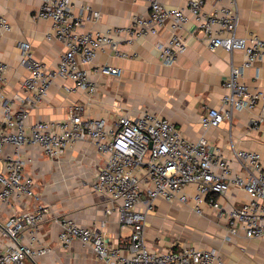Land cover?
<instances>
[{
	"label": "built area",
	"instance_id": "obj_1",
	"mask_svg": "<svg viewBox=\"0 0 264 264\" xmlns=\"http://www.w3.org/2000/svg\"><path fill=\"white\" fill-rule=\"evenodd\" d=\"M136 1V0H133ZM148 4L146 16L133 15L124 28L106 32H79L82 19L74 16L71 0H41L32 19L51 22L46 41L63 44L64 52L55 69H48L37 62L27 41H18L20 65L28 71L21 89L33 103L42 102L56 79L68 80L63 86L66 93L83 90L92 95L95 84L89 79L85 66H91L99 52L107 48L114 56L123 57L117 49L114 36L120 33L134 39L155 36L165 22L169 23L167 40L156 45L158 58L164 65L174 64L187 47L180 35L189 22L185 9L168 7L158 0H144ZM221 0H189L187 11L192 15L204 35L209 50L222 48L227 53L241 51L242 65L231 64L229 75L223 82L224 94L216 108H210L200 116L201 129L216 128L229 120L235 111L258 113L250 120L255 129L264 122V89L251 90L242 81L243 68L264 57V38L249 36L239 38L235 31V8L220 7L203 13L207 2ZM87 20H97L99 13L88 6L82 7ZM0 29L10 30L6 19L0 16ZM7 65L0 61V200L28 198L34 201L32 210L13 213L3 224L2 236L8 239L0 245V264H26L28 259L44 256L49 248L38 240L40 225L51 208L40 202L31 180L24 176L29 158L18 156L25 146H37L49 159L61 157L72 144L90 142L103 157L102 166L96 172L91 190L106 199L109 208L117 213L122 228L129 230L128 241L122 247H113L103 234L79 227L73 220L56 218L59 224L58 242L63 248H71L77 242L88 249L103 264H225L214 249L182 247L176 250L154 251L144 244L145 222L156 201L188 206L198 216L203 208H211L225 223L226 239L242 237L246 240H264V166L259 153L231 149V159L209 151L203 136L192 142L184 138L173 124L148 112L135 118L119 116L112 125L103 118H83L77 106L72 107L66 118L58 121H41L25 124L24 100L15 97L21 106L12 110V102H6L2 93ZM101 76L118 77L121 72L110 65L95 68ZM10 147L12 155H4ZM233 187L243 191L247 200L238 205L223 207L219 199H225ZM192 190V192L189 191ZM26 243H21L24 235Z\"/></svg>",
	"mask_w": 264,
	"mask_h": 264
},
{
	"label": "crops",
	"instance_id": "obj_2",
	"mask_svg": "<svg viewBox=\"0 0 264 264\" xmlns=\"http://www.w3.org/2000/svg\"><path fill=\"white\" fill-rule=\"evenodd\" d=\"M168 7L185 9L189 22L179 33L187 47L177 61L164 65L158 58L156 45L169 36V23L165 22L155 36L134 39L126 43L124 33L114 36L117 49L123 57L114 56L107 48L99 52L91 66H85L96 91L89 95L83 90L66 93L63 86L71 84L61 78L53 81L46 98L33 103L21 89L28 71L20 65L18 41H27L33 58L48 69H55L64 46L58 41L45 39L51 31V22L32 19L41 0H0V16L10 25L9 31L0 29V61L7 65L2 93L6 102H12V110L20 109L15 97L24 100L25 124L41 121H58L66 118L69 110L77 106L83 118H103L109 125L119 117L135 118L148 112L170 122L189 141L203 136L210 152H217L231 159V149L254 151L260 154L264 166V122L257 128L250 127V120L258 113L235 111L229 120L216 128L201 129L199 118L210 108H216L224 94L223 82L229 75L231 64L240 66L244 61L241 51L227 53L222 48L209 50L206 40L192 15L187 11L189 0H158ZM74 16L82 19L79 32H106L126 27L133 15L146 16L148 4L144 0H71ZM97 11V20H87L82 7ZM220 7L235 8L239 38L257 36L264 38V0H221L207 2L203 13ZM110 65L120 70L118 77L101 76L95 68ZM242 81L249 89H264V57L243 68ZM0 101V123L2 120ZM10 147L4 155H12ZM18 156L29 158L24 176L31 180L41 203L51 208L40 225L38 240L49 248L48 254L28 259L26 264H87L86 257L94 256L77 242L71 248H63L58 242L59 224L56 218L73 220L79 227L100 232L109 245L122 247L128 241L129 230L121 227L114 208L106 214L109 205L103 195L93 192L91 184L103 164L94 145L80 141L72 144L59 158L49 159L37 146H25ZM0 162V170L1 168ZM192 192L191 189H189ZM247 200L243 191L230 187L221 206L238 205ZM34 201L26 198L0 200V245L5 247L8 239L2 236L4 222L13 214L32 210ZM25 234L20 240L26 243ZM144 244L154 251L176 250L194 247L217 251L225 264H264V240L233 237L226 239L222 217L204 206L203 215L193 213L188 206L156 201L153 211L145 222Z\"/></svg>",
	"mask_w": 264,
	"mask_h": 264
},
{
	"label": "rangeland",
	"instance_id": "obj_3",
	"mask_svg": "<svg viewBox=\"0 0 264 264\" xmlns=\"http://www.w3.org/2000/svg\"><path fill=\"white\" fill-rule=\"evenodd\" d=\"M87 264H103L101 261H98L94 256H87L86 257Z\"/></svg>",
	"mask_w": 264,
	"mask_h": 264
}]
</instances>
